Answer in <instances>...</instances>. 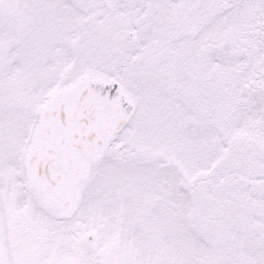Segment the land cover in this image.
<instances>
[{"label": "snow or ice", "instance_id": "6c2138e0", "mask_svg": "<svg viewBox=\"0 0 264 264\" xmlns=\"http://www.w3.org/2000/svg\"><path fill=\"white\" fill-rule=\"evenodd\" d=\"M0 264H264V0H0Z\"/></svg>", "mask_w": 264, "mask_h": 264}]
</instances>
